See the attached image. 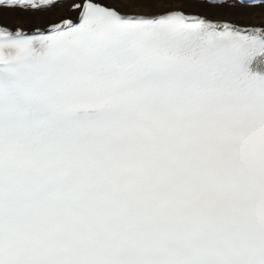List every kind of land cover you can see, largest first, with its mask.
Instances as JSON below:
<instances>
[{"label":"snow or ice","instance_id":"6c2138e0","mask_svg":"<svg viewBox=\"0 0 264 264\" xmlns=\"http://www.w3.org/2000/svg\"><path fill=\"white\" fill-rule=\"evenodd\" d=\"M0 264H264V0H0Z\"/></svg>","mask_w":264,"mask_h":264},{"label":"bare ground","instance_id":"6f19581e","mask_svg":"<svg viewBox=\"0 0 264 264\" xmlns=\"http://www.w3.org/2000/svg\"><path fill=\"white\" fill-rule=\"evenodd\" d=\"M261 20V17L258 16V15H253L251 18H250V21L253 22V23H259ZM12 22L13 23H21L22 21L19 20V19H12Z\"/></svg>","mask_w":264,"mask_h":264}]
</instances>
